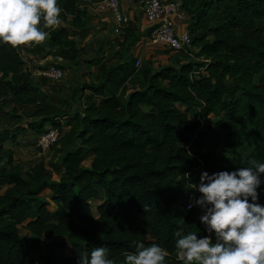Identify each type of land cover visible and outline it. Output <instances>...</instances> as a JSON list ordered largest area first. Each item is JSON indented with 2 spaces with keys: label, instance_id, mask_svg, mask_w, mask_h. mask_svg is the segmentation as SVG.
Instances as JSON below:
<instances>
[{
  "label": "trees",
  "instance_id": "trees-1",
  "mask_svg": "<svg viewBox=\"0 0 264 264\" xmlns=\"http://www.w3.org/2000/svg\"><path fill=\"white\" fill-rule=\"evenodd\" d=\"M57 2L61 23L45 29V41L0 44V103L11 96L32 106L37 119L27 129L36 136L73 117L51 144L63 154L57 179L42 164L23 172L8 149L0 160V183L7 185L0 193V264H28L30 248L46 237L38 264H77L80 252L101 246L122 264L133 241L155 242L169 252L168 264H181L174 231L204 234L201 209L187 208L199 195L187 174L198 182L204 170L264 162V0H182L194 55L187 48L182 56L172 52L167 64L146 59L138 68L135 58L115 65L98 58L99 76L74 92L83 105L72 116L29 95L19 50L38 58L54 49L66 60L84 52L77 39L86 32L85 10L79 0ZM128 31L122 45L137 40ZM91 200H98L96 216Z\"/></svg>",
  "mask_w": 264,
  "mask_h": 264
},
{
  "label": "clouds",
  "instance_id": "clouds-1",
  "mask_svg": "<svg viewBox=\"0 0 264 264\" xmlns=\"http://www.w3.org/2000/svg\"><path fill=\"white\" fill-rule=\"evenodd\" d=\"M57 0H0V44H38L61 23ZM191 189L198 192L187 205L201 209L200 223L206 235L178 227L173 235L176 260L181 264H264V162L231 171L204 170L198 182L189 174ZM259 190V191H258ZM134 251L123 253L122 264H168L169 252L153 242L133 241ZM77 264H115L106 247L80 252Z\"/></svg>",
  "mask_w": 264,
  "mask_h": 264
},
{
  "label": "rangeland",
  "instance_id": "rangeland-1",
  "mask_svg": "<svg viewBox=\"0 0 264 264\" xmlns=\"http://www.w3.org/2000/svg\"><path fill=\"white\" fill-rule=\"evenodd\" d=\"M78 39L77 43L79 46L83 44L84 52L80 53L75 60L62 59L54 49L47 54L49 55L47 58L38 57L35 60H31L19 49L23 54L25 68L30 73V82L33 86V90L29 95L37 97V100L44 99L47 102L54 103L61 108L66 107L70 116L81 111L83 105L82 99L75 96L74 92L77 91L83 82L97 80L99 76V72H96L98 66L94 64L99 57H97L98 51H91L88 43L84 41L79 42ZM189 50L193 55L196 52V49L191 47H189ZM185 52L180 51L176 55L182 56ZM107 58L109 60L112 58V55H108ZM139 59L140 64H142L143 59L141 57ZM49 63L58 65L62 71V79L60 81L49 80L48 78L37 76L32 72L36 67L45 66ZM23 100L8 96L0 103V160L8 149L12 151L13 162L19 165L23 172H28L35 164H42L51 173L52 179H57L62 171L60 160L63 154L57 151L59 145L50 146L47 149H41L37 145L35 132L27 129L29 122H34L37 117L30 115L32 106L26 104ZM65 122L69 125L62 127L63 130L68 129L73 124V117L63 119L61 124ZM46 126L48 125L46 124ZM20 127H23L22 130H19ZM24 131L25 133H23ZM10 133L16 134L15 141H11L6 137ZM89 163L90 157H86L83 165L88 166ZM6 187V184L0 183V193ZM48 193L49 191L45 189L41 194H47L46 196H48ZM100 198L99 196L97 199L99 200ZM98 200L90 201L94 216H96L95 204ZM20 231L21 233H25V230L22 228ZM50 240L49 237H46L40 244L33 245L30 248V261L28 264H38L39 256L46 253Z\"/></svg>",
  "mask_w": 264,
  "mask_h": 264
},
{
  "label": "crops",
  "instance_id": "crops-1",
  "mask_svg": "<svg viewBox=\"0 0 264 264\" xmlns=\"http://www.w3.org/2000/svg\"><path fill=\"white\" fill-rule=\"evenodd\" d=\"M95 1L79 0L78 2V6L83 8L86 13V32L78 41L88 43L91 51H98L97 57L99 56L100 63L115 65L124 63L129 57H141L143 61L149 59L154 66L169 63L172 52L161 45H153L149 42L147 34L150 30V24L144 18L142 9L135 0H120L121 12L129 17V23L121 28H118L110 11H99L93 6ZM176 25L182 26L184 22L177 20ZM127 29L130 35L133 34L137 37V40L132 45L128 43L122 45V36ZM80 46H83V44ZM108 55H112L109 60L107 58ZM117 55L122 56L121 61H117ZM27 57L31 60L37 59L31 55H27ZM47 57L49 55L42 58ZM96 72H98V68Z\"/></svg>",
  "mask_w": 264,
  "mask_h": 264
},
{
  "label": "built area",
  "instance_id": "built-area-1",
  "mask_svg": "<svg viewBox=\"0 0 264 264\" xmlns=\"http://www.w3.org/2000/svg\"><path fill=\"white\" fill-rule=\"evenodd\" d=\"M141 7L146 21L150 24L148 40L153 45H161L171 52L186 51L191 44V35L188 30V14L183 8L182 0H135ZM93 6L99 11H110L118 28L129 23V17L120 10V0H96ZM184 22L177 26L176 21ZM21 58L23 54L20 52ZM140 59L135 58L134 66L138 68ZM30 71V70H29ZM35 75L60 81L62 71L54 64L38 66L32 71ZM62 128L46 126L37 135V145L47 149L62 135ZM207 233L204 232L203 235Z\"/></svg>",
  "mask_w": 264,
  "mask_h": 264
}]
</instances>
